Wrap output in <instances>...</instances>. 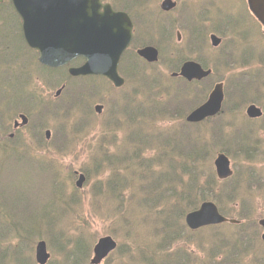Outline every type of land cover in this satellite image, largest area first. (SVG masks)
I'll list each match as a JSON object with an SVG mask.
<instances>
[{
	"label": "rangeland",
	"instance_id": "1",
	"mask_svg": "<svg viewBox=\"0 0 264 264\" xmlns=\"http://www.w3.org/2000/svg\"><path fill=\"white\" fill-rule=\"evenodd\" d=\"M119 5L127 6V0H108ZM152 0H148L150 2ZM156 1V0H155ZM162 0L155 2L159 9ZM192 4V9L187 10V14L197 11L198 1L206 0H186ZM212 3L213 12L208 15L194 14L195 16L184 14L178 15L177 26L174 31L166 33L164 29L166 23H150L146 16L140 15L144 19L142 28L136 32L135 39L127 50L122 72L127 74L126 87L116 90L106 79H93L87 81L86 88L91 90L94 97L86 100V105L78 102L69 104L70 112L62 111L60 115L55 112L51 114L46 122L31 114L35 110V102L28 100V95L23 92L25 86L21 81L26 76H20L21 70L36 71L42 68L40 64L35 65V54L25 47L19 20L8 4L0 6V15H3L5 24L0 17V101L4 99L12 100L17 91H22L24 95L18 97L20 102L15 109H6L0 103V147L6 146V138L13 128V121L19 113H27L30 116V125L18 132V138L10 142L15 147H23L26 144L32 148L33 155H43L42 163L44 167L56 164V179H44L37 172L24 169L21 164L10 161L3 171L6 174L0 178V222L6 228L15 223H29L37 228L36 235L40 232L44 237L51 239L52 247L49 244L51 258L48 264H90L93 257V247L96 241L105 235L113 236L119 248L102 264H182L186 255L191 259L192 264H233L223 260L215 246L220 241H226L231 233L239 238L238 230H234V225L211 226L197 231H192L188 227L184 231L183 239L169 243L171 236L174 238L175 232L164 233L155 217L154 209H141L140 204L147 200L145 189L138 184L142 181L143 171L141 165L132 164L129 158L135 151L143 152L144 148L134 141L130 135L133 132L150 133L155 129L179 132L183 130L195 131L197 124H190L185 120L196 106L202 103L207 94L212 89L215 81L225 82L228 94L227 109L224 115L219 116L218 121H225L228 124L239 121L238 109L245 111V104L239 107L238 100L234 94L240 96L244 86L248 82L246 92L250 99H255L259 106L264 109V26L252 16L247 17V22L251 25L239 24L244 21L242 17H235V13L243 14V0H207ZM148 7V4H147ZM202 10V9H201ZM224 10V12H222ZM230 13L227 20L224 14ZM240 12V13H239ZM174 15V16H175ZM158 16V11L154 4L149 8L147 18L154 21ZM173 16V17H174ZM146 25H150L145 27ZM235 26L232 30L231 27ZM217 33L223 38V43L219 49H213L210 42V35ZM180 33V40H178ZM153 44L161 50V61L157 65H140L134 58L135 49L144 44ZM234 56V59L227 60V57ZM242 57V59H241ZM186 58L201 59L214 69L213 78L202 81L196 91L183 86L181 81H174L168 77L179 67V62ZM38 63V55H37ZM228 61V62H227ZM129 65H133L130 72ZM141 71L144 82H136V69ZM56 78V77H54ZM52 76L46 75L43 71L32 78L31 88L37 95H42L41 99L49 102L52 108L65 105L69 99L68 94L63 93L56 97L55 94L60 88L58 81ZM61 85L66 80L59 77ZM166 79L164 82L163 79ZM130 79L135 82H131ZM169 80H172L169 81ZM73 83V81H72ZM176 83V84H175ZM175 85V86H174ZM174 86V89L168 87ZM208 88L207 92L206 89ZM211 88V89H210ZM205 92V93H204ZM149 96L152 97L153 104L147 103ZM130 97L135 98L134 103ZM68 98V99H67ZM116 98H123L124 103L130 102V109L144 110L143 113H136L131 120L126 116H113L110 105ZM31 104L34 106L29 107ZM96 104H103L105 111L102 115L95 113ZM68 106L66 104L62 109ZM165 106H169L165 107ZM190 111V112H189ZM170 116H158L167 115ZM215 119V118H214ZM261 120V119H260ZM257 120L252 124V142L257 146L253 152H260L259 159L252 162L247 159L248 152H232L231 161L235 178L227 182L226 187L233 188L237 185L240 192V200H231L227 196L221 200V207L230 216L241 220L245 224L250 223V228L256 234L254 244H259L258 250H264V245L260 243L262 232L259 228V220L264 217V125L263 121ZM177 126L178 128H176ZM209 124V120L207 121ZM67 125L68 127H64ZM206 127L201 123V130ZM52 130V139L47 141L45 130ZM209 128H207L208 130ZM64 133L69 141L63 144L61 135ZM101 141L110 155H115L116 166L113 168L99 164L104 160H112L108 156L104 147L101 149L97 142ZM67 146V148L64 147ZM144 145V144H142ZM234 149V148H233ZM1 158V154H0ZM132 170L135 169L134 182H127L125 187L127 192L120 196L117 203L109 201L108 194L100 190L105 182L114 179L117 181V173L127 179L131 178ZM207 173L215 172L213 166L204 167ZM76 170L88 173L89 177L83 189H77L75 181ZM114 171L110 178L109 172ZM8 172V173H7ZM253 176L256 178H253ZM125 181V178H123ZM57 186L62 200L52 206L53 195L49 187ZM225 185H218L217 188ZM21 189L23 197L19 201H13L12 195ZM132 197V198H131ZM250 205L245 208L241 203L244 200ZM217 202V201H216ZM149 204L153 200L149 199ZM137 208L138 218L147 217L151 221L150 226L142 228L144 237L136 238L124 234V232L113 223L114 216L119 211ZM76 211V212H75ZM247 211V212H246ZM248 216V218H246ZM256 223V226L254 225ZM64 231L60 238L58 232ZM5 234V231H4ZM6 235V234H5ZM19 249L21 252L20 264L24 262V257H32L35 260V244L25 237L20 238ZM36 238V237H35ZM40 237L35 239V243ZM247 241V240H246ZM16 246L15 240L2 243V249H6L8 256ZM245 249L241 253V258L234 264H264V254L255 255L249 247L244 244ZM88 247V259H82L78 254L79 249ZM30 248V249H29ZM27 249H29L27 251ZM26 253V255H25ZM185 253V254H184ZM186 257V256H185ZM16 261V260H15ZM13 261L12 264H16Z\"/></svg>",
	"mask_w": 264,
	"mask_h": 264
},
{
	"label": "trees",
	"instance_id": "2",
	"mask_svg": "<svg viewBox=\"0 0 264 264\" xmlns=\"http://www.w3.org/2000/svg\"><path fill=\"white\" fill-rule=\"evenodd\" d=\"M146 0H138L134 3L136 7H139L140 4ZM245 2V11L248 16H252V13L249 9L247 0ZM6 5V4H5ZM1 5V6H5ZM11 7V3L8 4ZM15 12V11H14ZM244 20L247 19L241 16ZM3 24H5V19L1 18ZM152 24V23H151ZM240 26L241 23L239 24ZM27 47V45H26ZM28 48V47H27ZM134 58L138 61L139 66L143 65V61L138 58L136 53H134ZM83 60L81 58L75 60V64H81ZM39 64V63H37ZM37 69L35 72L30 70H21L20 76H26L24 80L21 79L25 86V94L28 95V100L35 102V110L33 112L36 113V116L40 118L43 122L49 120L48 118L51 116L53 112L57 115H60L62 111L70 112L68 108L69 105L62 109L65 105L58 106V108H52L49 102L41 99L42 95H37L36 92H33L31 88L30 81L35 75H39L41 71H43L46 75L52 76L59 83L58 86H61L60 76L62 78L66 77V80L63 84H66V88L64 90L65 93L69 96L77 97L74 99V102L80 103V105H86V100L88 98L94 97L95 94L91 93V90L86 88L85 78L73 79L70 78L66 68L59 69H49L44 66L42 68ZM133 69V65H129V71L131 72ZM127 76V74L125 73ZM136 82H144L145 75L142 76L141 71L137 68L135 72ZM89 80H93L94 78H88ZM73 81V83H72ZM130 81L135 82L133 79ZM62 84V85H63ZM22 91L16 92V103L20 102L18 97L24 95ZM242 93H239L240 96L234 94L236 100H238V108L243 107L247 103L258 102L255 99H250L249 94L242 90ZM67 98V99H68ZM149 101L146 104H153L152 97L149 96ZM123 98H116L112 101L110 105V111L113 116H126L131 120L133 115L136 113H143L144 110H139L138 108L131 110L130 102L124 103L122 101ZM228 99V94H227ZM130 101L134 103L135 98L130 97ZM14 101L6 100L4 101V106L7 109H15L17 104L13 103ZM34 105V104H33ZM30 107V106H29ZM168 107L169 106H165ZM229 109L227 107V102L225 103L224 110L225 113ZM238 115L240 117L239 121H233L232 123H227L225 121H218L219 116L215 117V119H210L209 124L207 121L204 122L206 127L201 130V123L195 125V131L191 130H183L179 132L176 131H166L163 130L160 133L156 130H152L150 133L141 132H133L130 137L138 142L144 148L143 152L138 153L135 151L129 158L131 159L132 164L141 165L143 169L141 173L142 179L141 183L138 184L134 180V175L136 174L135 169L132 170L131 166V178L127 179L117 173V182L112 184L114 179L111 178L114 171L111 170L109 172L110 180L109 182H105L103 187V191L108 194L110 198L109 201L112 203H117L120 200V196H124L127 192L125 187L126 183L131 181L138 184L141 188L145 189V195L148 197L144 204H140L139 208L141 209H154L157 217V220L160 224V228L164 233L175 232L176 236L172 238L171 236L168 239L169 243L177 242L179 239H183L184 231H186L187 226L185 224V216L187 212L197 209L199 205L205 200H214L219 204L220 210L223 214L232 217L227 213L224 208L221 207V200L226 196L239 202L240 200V192L237 190V185L233 188L226 187L227 182H230L235 178V175L224 182H221L215 172L207 173L204 167H211L210 161L213 159L214 155L217 151H225L229 155H232V152H243L246 154L248 152L247 159L253 162V159L256 157L257 153H254V148L257 149V146L252 142V133L254 131L253 123L257 120L249 119L245 111L242 109H238ZM172 114L167 115H158V116H170ZM224 115L223 113L220 116ZM127 119V120H128ZM128 120V122H130ZM264 122V117L260 120ZM64 127H68L67 125H63ZM207 128H209L207 130ZM260 129H264V125L261 126ZM18 138V137H17ZM63 144L69 139L64 133L61 135ZM144 144V145H142ZM97 146L99 148H103L108 154V156H112L113 159H106L101 163L97 161L96 166L99 164H103L104 166H109V168H113L115 162V155H110L108 149L101 144V141L97 142ZM3 148V156L4 158L13 161L16 164H21L24 169H28L31 171H35L38 175L43 177H50L52 181L56 179V172L52 166L44 167L42 163L43 155L37 156L31 153L32 148L30 145L26 144L25 147L21 150V147H15L13 145L7 144L6 146H1ZM65 148L67 146L64 145ZM234 148V149H233ZM259 152V150H258ZM260 153V152H259ZM247 155V154H246ZM8 165V164H7ZM3 167H6V163L0 159V178L5 176L6 174L3 171ZM8 173V172H7ZM125 178V181L124 179ZM253 178H255L253 176ZM256 179V178H255ZM225 185L224 187L217 188L218 185ZM264 188V187H263ZM51 193L53 195L52 206H55L61 199L59 195V189L57 186L50 187ZM23 197L21 189L14 195H12L13 201H19ZM132 198V197H131ZM149 199L153 200V204L147 203ZM241 203L245 208H249L250 205L244 200H241ZM137 208L128 209L125 211H119L115 214L113 223L118 226L125 235L130 237L142 238L144 237V233L141 231L142 228L150 226L151 221L147 217L138 218L136 215ZM247 212V211H246ZM248 218V216H246ZM256 226V223H254ZM220 226V225H217ZM231 226V225H229ZM258 226V225H257ZM234 230H238L239 239L234 237V234L231 233L227 236L226 241H220L215 246V251H218L219 255H223V260L226 262L236 263L237 259L241 258V253L239 252V246H243L246 242V245L249 247V250L253 247L254 241L247 240V237L255 238L253 231L250 228V223L233 226ZM5 231V234H4ZM37 228L35 225L31 226L29 223H15L11 227L0 224V264H12L15 261L16 264H20L21 261V252L19 249L20 238L25 237L27 239L32 240V245L35 242L37 237H44L43 233L40 232L36 235ZM64 231L60 230L58 232V236L61 238L64 235ZM36 237V238H35ZM47 239V238H45ZM14 241L16 242V246L13 248L12 253L8 256L6 253V249H2V243L5 241ZM49 244L52 247L51 239H47ZM247 240V241H246ZM88 248V247H87ZM86 247L79 249L78 254L82 259H88V251ZM30 249V248H29ZM27 249V251L29 250ZM229 253V254H228ZM185 254V253H184ZM26 255V253H25ZM256 255V253H255ZM186 256V257H185ZM183 258L182 264H192L191 259H188L185 262V259L189 256L185 254ZM24 262L28 259V261L24 264H37L32 257H24ZM151 264H157L156 262Z\"/></svg>",
	"mask_w": 264,
	"mask_h": 264
},
{
	"label": "water",
	"instance_id": "3",
	"mask_svg": "<svg viewBox=\"0 0 264 264\" xmlns=\"http://www.w3.org/2000/svg\"><path fill=\"white\" fill-rule=\"evenodd\" d=\"M2 2V0H0ZM22 19L23 34L28 45L39 52V61L52 68L68 65L73 60L83 57L85 63L72 66V76L102 75L111 80L116 87H121L125 79L119 73L121 58L133 40L134 24L127 12L116 11L111 4H103L101 0H11ZM255 15L264 23V0H249ZM170 0L163 7L171 8ZM213 44L219 45L221 38L212 36ZM138 54L148 62L159 60V51L155 47H145ZM199 63L186 62L181 75L188 80L209 75ZM60 93V92H59ZM225 94L223 83L215 86L208 100L194 110L188 117L189 122H201L207 117L221 112ZM102 105L96 106L101 113ZM247 113L251 118L261 117L260 107L252 104ZM23 124L28 119L23 116ZM51 132L46 135L50 138ZM217 175L220 179L229 178L233 174L230 158L219 153L215 159ZM85 176L81 175L77 184L83 185ZM187 225L193 229L229 222L239 224L240 221L225 217L212 201H205L199 209L186 216ZM264 227V219L261 220ZM264 237V235H263ZM117 247L111 236L99 239L94 247L93 264H100ZM50 254L47 243L40 241L36 247V260L46 264Z\"/></svg>",
	"mask_w": 264,
	"mask_h": 264
},
{
	"label": "flooded vegetation",
	"instance_id": "4",
	"mask_svg": "<svg viewBox=\"0 0 264 264\" xmlns=\"http://www.w3.org/2000/svg\"><path fill=\"white\" fill-rule=\"evenodd\" d=\"M104 3L108 2L106 0H102ZM126 1V0H125ZM167 0H163V2H166ZM199 4H200V7L202 9V11L199 13V12H194L192 14H201V15H205V16H208L210 15L212 12H213V8H212V3H210V1H198ZM171 3H173V6L171 8H169V11H165L164 13L166 14V17L167 16H174L175 14L177 13H181L183 14L184 12L187 13V10L188 9H192V4L189 3L188 1L186 0H171ZM113 5V4H112ZM198 7L197 4H195ZM113 7L115 9H120V8H117L113 5ZM171 9V10H170ZM177 16V15H176ZM229 17V14L227 15ZM241 16L240 14H237L235 13V17H239ZM251 26V25H250ZM172 28V27H171ZM171 28H168L165 27V32L166 33H169V32H172ZM173 78H176V79H182L181 76H172Z\"/></svg>",
	"mask_w": 264,
	"mask_h": 264
}]
</instances>
